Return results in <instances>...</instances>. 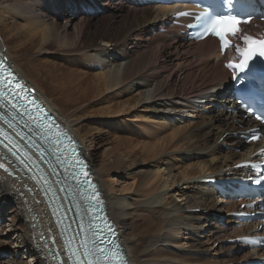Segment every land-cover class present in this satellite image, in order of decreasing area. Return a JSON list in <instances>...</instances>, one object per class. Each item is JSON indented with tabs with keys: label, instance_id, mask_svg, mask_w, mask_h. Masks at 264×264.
Returning a JSON list of instances; mask_svg holds the SVG:
<instances>
[{
	"label": "bare ground",
	"instance_id": "1",
	"mask_svg": "<svg viewBox=\"0 0 264 264\" xmlns=\"http://www.w3.org/2000/svg\"><path fill=\"white\" fill-rule=\"evenodd\" d=\"M55 2L0 0V27L6 38L5 42L0 39V56L16 74L15 81L28 86L72 137L83 143L82 155L102 193L106 214L118 232L129 263L235 264L249 257H264V247L250 249L235 243L240 237L264 236V222L237 223L238 227L231 219L222 222L220 216L212 218L209 211L229 214L239 204L201 182L234 178L238 174L234 167L262 147L260 142L246 144L234 139L235 132L258 125L242 118L230 98L212 107L206 105L205 109L201 105L202 110L211 109L210 115L198 112L197 105L202 101L230 94V75L223 62L232 60L233 52L228 50L221 57L214 39L194 43L180 33L173 35L177 28L169 24V15L186 7L173 2L159 6L143 3L120 16L124 8L113 10L110 0L102 8L94 4L98 0H84L86 11L94 14L89 19L75 2H68L65 9ZM108 12H113L108 22L97 24L101 20L98 17ZM87 24H93L94 30L86 32ZM162 28L169 35H151L152 30ZM241 31L235 48L249 45L248 37L264 39V23L251 20ZM98 39L102 45L97 44ZM14 43L19 47L16 56L9 51V45ZM55 44L57 50H53ZM45 55L85 57L84 62L94 71L92 91L87 96L99 104L104 103L102 99L114 101L113 109L108 105L97 113L129 114L135 121L150 119L139 116L140 112L160 114L157 124L163 131L145 132L147 140L143 141L114 133L115 145L109 147V140L95 157L92 151L99 145L97 138L79 122L83 118L79 114L86 110L90 98L79 107L68 105L70 102L53 103L43 96L35 77L40 75ZM185 115L190 118L184 119ZM110 122L112 125L122 120ZM97 132L101 130L97 128ZM225 143L227 148L223 149ZM167 149L175 152V157H182L166 158L163 153ZM183 156L197 160L186 165ZM125 176L132 183L120 180ZM176 197L180 200L176 201ZM51 209L54 206L30 181L23 179L21 183L0 170V212L4 218L0 224V250L10 251L0 264H27L23 261L26 257L30 264H50L46 249L53 243L48 236L57 237ZM232 239L234 243H227Z\"/></svg>",
	"mask_w": 264,
	"mask_h": 264
},
{
	"label": "rangeland",
	"instance_id": "2",
	"mask_svg": "<svg viewBox=\"0 0 264 264\" xmlns=\"http://www.w3.org/2000/svg\"><path fill=\"white\" fill-rule=\"evenodd\" d=\"M74 1L76 2V5L79 7L77 0H56L55 3L57 5H59L62 9H65L68 6L67 5L68 2H70L71 4H73L72 2H74ZM106 1L107 0H105V1L104 0H99L97 2L98 5H99V8L100 7L101 8L104 7L103 4ZM110 2L113 3V5H112V9L113 10L115 8H117V9L124 8V11H122L121 14H118L120 16L125 15L127 13V11H128V8H133V7L136 8V6H138L137 5V2L131 3V2H128V0H110ZM124 2L127 3V6H123V3ZM151 5L156 6V4H151ZM108 11H109V8H108ZM81 13H82V9H81ZM48 14H49V12H48ZM111 14H113V12H108L107 15H106V13L105 14H102L100 17H98V19H101V20H98L97 21V24H99L101 26V25H103L102 23H104V24L107 23L108 20H109L107 18ZM83 16H85V15H83ZM78 17L79 16H77V18ZM86 19H89V18L86 17ZM94 19H96V18H94ZM118 19H120V17L119 18L117 17V20ZM8 21H10V20H8ZM59 21L62 22L61 19ZM112 26L115 27L116 24L113 23ZM87 27L88 28H86V32H88V33L91 32L92 30H94L93 24H87ZM176 33H177L176 31H173L172 32L173 35L176 34ZM0 34H1L0 35V39L5 42V39L6 38L2 34L1 27H0ZM151 35L153 37L158 36V37H161V38L167 36V34H165V33H159L158 29L152 30L151 31ZM168 35H169V33H168ZM84 39H85V36H84ZM96 42H97V44H100V45L103 44V42H101L99 39L96 40ZM9 47H10L9 48L10 53H12V54L14 53V56H16L17 54H19L17 52V50L19 48L17 46V43H14L12 45H9ZM57 48H58V46L55 44L54 47H53V50H57ZM14 58L11 57L10 59L15 62V59ZM42 58H43V60L45 59L44 61L42 60V62H43L42 63L43 64L42 65L43 68L40 71L39 77L38 76L35 77V80L42 87V90L44 92V95L43 96H45L48 100H50L53 103H57V104L58 103H62V104L64 103L66 105L68 102H70V103H68V105L71 104V103H73L72 105H78V106L79 105L80 106H83L85 104L84 101L86 99L90 98V99H88L89 101L86 102V104H85V105H88V107L86 108V110H84L82 112V114H79L80 117H83L82 119L79 120V122H81L82 124H85L86 125V128H88V129L90 128L91 134H92L93 138H97L96 141H98L97 144H99V145H97L96 146L97 148L94 151H92L95 154V157H97L98 155H100L103 145H105L106 142H109V140L112 142V143L109 142V147H112V146L115 145V143L113 144V142H116V138H115L116 136L114 135V133L124 134V135H122V137L123 136H126V137H128V136L129 137H136L139 140L143 141V140H147V138L145 136V132L150 133V132H155V130H156V131H158L160 133L161 131H163V127L161 125H158L157 124V121H158V119L160 117V114L157 115V114H154V113H148L147 115H145L142 112H140L141 114H139V116H141L142 118H147L149 116L150 119L149 120H139V121L136 120L135 121V119L132 116H130L129 114L124 115V114H120V113H113L114 115L112 114V115H104V116H102L100 113H97V111L101 110L102 108H107L108 105L110 106L111 109H113L111 107V105H112V103H114V101L111 102V100L108 99L109 102H106L104 99H102L104 101V103L103 104L102 103L99 104L100 103L99 101L97 103H95V101H93L92 97H90V96L88 97L87 96V95H90L91 94L90 91H92V88H90V87L93 86V78L91 77L92 76L91 74H93L94 71H93V69H91L89 67V65H87L84 62L85 61V57H83L81 55H78V56L77 55H74V56H71V57H58V56L51 57L50 55L49 56L48 55H45ZM36 64H38V62H36L35 65ZM53 72H55V73H53ZM31 86L34 87L33 84H31ZM88 86H89V88H88ZM223 98H229V95L228 96L226 95L224 97H217L215 99H207V100L202 101L201 104H198L197 105L198 107L200 106L198 112H200V115H203L204 114L203 116H207L208 114L210 115V110L211 109H207V110H202V109L203 108L205 109L206 108V105L207 106L210 105L211 107L214 106L216 103L219 102V100H222ZM76 102L77 103L79 102V103L77 104ZM226 103L228 104V102H226ZM232 104H233V102L231 101V105ZM201 105H202L203 108L201 107ZM234 105H235V108H237V111L240 112L239 109H238V107H237V105L235 103H234ZM140 111H142V110H140ZM79 115L77 117H79ZM85 115H86V117H85ZM188 118H190V117L187 116V115L184 116V119H188ZM106 120H108V122ZM111 120H113V121H121L122 120V122L118 123L119 125L117 124V122H115L114 124L110 125L111 124V122H110ZM194 120L191 119L192 122ZM97 128L101 130L100 133L97 132ZM146 129H148V130H146ZM105 132L106 133L108 132V133L111 134V136L112 135L113 136L111 137L108 134H106ZM163 134H164V132H163ZM233 136L235 137L234 139L239 138L238 132H235L233 134ZM110 137L112 139L113 138L114 139L112 140ZM219 143H220V141H219ZM228 143H231V141L228 142ZM79 145L82 146L83 143H82V145L79 143ZM222 148L223 149L227 148V144L226 143L225 144H222ZM169 149H173V148H169ZM238 150L240 151V149H238ZM231 151H233V150H231ZM174 153L175 152H168V149H167L165 151V153H163V154H165V157L166 158H169V159H171V158L177 159V156H179V155H177L175 157L174 156ZM179 157L181 158L182 156H179ZM190 157L189 156L188 157L187 156H183L184 164L187 165L190 162L191 163L192 162H196L197 158L194 157L193 158L194 160L193 159L189 160ZM154 160H155V158L149 160L146 163V165L148 163H152ZM120 180L125 181L124 182L125 184L132 183L131 178L126 177V176H125V178H122ZM201 182H203V180H201ZM197 183H199V182H197ZM170 191H172V190H170ZM175 200L176 201H179L180 199L176 197ZM208 214H209V216H212V218H217V216H220L221 217L220 219H222L221 220L222 222L225 221L226 218L227 219H231V217L229 215L230 213L228 214L226 212H223V213H220L219 214V213H215V212L209 211ZM215 215H216V217H215ZM231 220L233 221L232 223H234V224H236L238 226V224L235 223L233 219H231ZM2 221H4V218L2 217L1 212H0V224H2ZM5 231L6 230L3 231V234H5ZM232 242H233V239L230 242H227V243L232 244ZM13 245L14 244L11 243V248H12ZM207 246H210V244H207ZM9 253H10V251L8 249H6V248L0 250V260H6L8 258ZM20 259H21V257H19V260L18 261H20ZM23 261L25 263H27V264H30V259L27 258V257L26 258H23ZM31 264H32V262H31Z\"/></svg>",
	"mask_w": 264,
	"mask_h": 264
},
{
	"label": "snow or ice",
	"instance_id": "3",
	"mask_svg": "<svg viewBox=\"0 0 264 264\" xmlns=\"http://www.w3.org/2000/svg\"><path fill=\"white\" fill-rule=\"evenodd\" d=\"M236 2L237 0H226V3L229 6H234ZM240 24H241V20L235 15L232 14L218 15L213 19L210 26L205 32L211 33L216 37H218L221 42V48L223 49L228 47L230 43L229 40L226 38L227 35L229 33L235 35L239 31L237 26ZM246 40L249 42V50L241 53L243 57L241 62L240 63L230 62L227 65V67L233 69L234 71L238 70L239 72H243L248 67L249 62L253 59L254 56L258 55L260 57H264V41H255L251 37L246 38ZM253 44L261 45V49L258 53L251 50V45ZM237 51H239V49H237ZM0 67H2V65H0ZM19 99H20L19 96L15 94V89L12 88L11 82L0 80V104H3L5 100H7V102L10 103L12 107L15 109L17 106H19L18 105ZM25 113H28V109L26 106H25ZM28 115H29V120H32L33 117L31 116V114L28 113ZM38 119L39 118L37 117V120ZM38 126L41 129L44 128L43 124H39ZM48 131L50 132L51 129H48ZM54 139L57 143L59 142V136L54 137ZM63 155L64 154L61 153V155H58L56 159L61 160L62 162ZM67 158L72 159L71 157H67ZM76 163H78V161L72 159V165H70V167H72L73 170L70 173V175L72 179L77 181V186L82 193L86 191L87 186L89 185L91 186L93 194L85 195L84 199L89 211L97 210L99 209L100 201L98 198L99 194L95 193V185L91 183L90 179H88L89 173L87 171H84L82 173L84 179L83 180L80 179L81 173L77 171L74 167ZM79 163L82 164V162ZM257 183H260V181L257 180ZM93 201H95V203H93ZM95 219H98V223L94 222L92 225V227L96 229L93 235L95 237V240H99L101 243H103L104 241L102 237L104 232L111 231V228L110 226L107 228L100 226L103 225L105 221L102 217L99 216V213H97V217ZM93 243H95V241H93ZM87 251L88 250L85 249V254H87ZM96 251L98 255H104L105 253V249L99 247V245L96 246ZM89 264H92V261H89Z\"/></svg>",
	"mask_w": 264,
	"mask_h": 264
}]
</instances>
